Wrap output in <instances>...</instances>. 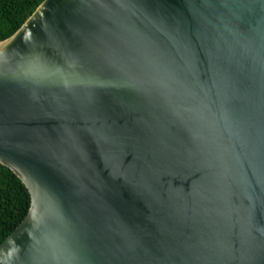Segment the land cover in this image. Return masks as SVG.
Segmentation results:
<instances>
[{
  "label": "water",
  "instance_id": "water-1",
  "mask_svg": "<svg viewBox=\"0 0 264 264\" xmlns=\"http://www.w3.org/2000/svg\"><path fill=\"white\" fill-rule=\"evenodd\" d=\"M0 163V264H264V0H43L0 40Z\"/></svg>",
  "mask_w": 264,
  "mask_h": 264
},
{
  "label": "trees",
  "instance_id": "trees-1",
  "mask_svg": "<svg viewBox=\"0 0 264 264\" xmlns=\"http://www.w3.org/2000/svg\"><path fill=\"white\" fill-rule=\"evenodd\" d=\"M43 0H0V40L9 36ZM30 205L24 183L0 163V242L21 222Z\"/></svg>",
  "mask_w": 264,
  "mask_h": 264
}]
</instances>
